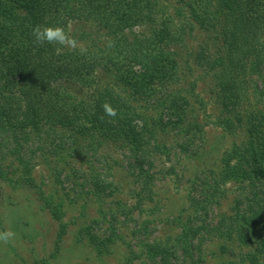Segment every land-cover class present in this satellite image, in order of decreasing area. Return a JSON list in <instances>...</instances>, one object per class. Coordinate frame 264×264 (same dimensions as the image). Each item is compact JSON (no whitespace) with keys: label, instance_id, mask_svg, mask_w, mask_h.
<instances>
[{"label":"rangeland","instance_id":"1","mask_svg":"<svg viewBox=\"0 0 264 264\" xmlns=\"http://www.w3.org/2000/svg\"><path fill=\"white\" fill-rule=\"evenodd\" d=\"M155 1L158 11L172 16L185 33L177 50L181 77L162 89L178 99L183 125H167L169 117L155 101L132 99V108L146 117V125L134 120L143 130L147 160L141 166L134 164L140 156L122 143L75 137L61 129L31 133L18 143L4 141L0 165L12 182L0 178V233L14 237L0 241V264H162L160 254H150L149 248L167 250L172 263L179 264L183 259L175 238L183 227L191 230L196 264H247L242 256L254 247L239 246L229 222L236 202L251 196L254 180L221 183L219 176L227 152L249 148L243 123L232 120L234 129L224 128L231 113L223 109L208 69L212 59L224 56V47L190 19L185 0ZM98 80L124 95L109 76ZM246 84L242 109L264 121V69ZM159 119L162 126L155 124ZM188 123L197 128L185 133ZM15 148L29 163L32 185L16 183ZM143 173L150 175L149 182ZM51 209L60 210L59 221Z\"/></svg>","mask_w":264,"mask_h":264},{"label":"trees","instance_id":"2","mask_svg":"<svg viewBox=\"0 0 264 264\" xmlns=\"http://www.w3.org/2000/svg\"><path fill=\"white\" fill-rule=\"evenodd\" d=\"M157 6L155 0H0V153L4 141L18 143L31 133L61 129L75 137L122 143L140 156L134 164H144L143 130L139 132L134 120L146 125V117L132 108L131 100L155 101L171 128L185 119L178 99L162 94L181 77L177 50L185 33ZM184 7L224 47V56L212 59L208 69L223 109L231 113L224 128L234 129L232 120L243 123L249 148L243 152L233 147L224 155L220 182L254 180L251 196L245 203L236 202L229 230L239 246L254 247L242 256L243 262L264 264V121L242 109L247 79L264 69V0H185ZM176 13L182 16L179 9ZM36 25L64 27L79 47L58 51V45L36 44ZM104 75L122 86L123 96L98 84ZM105 103L116 110L115 117L105 115ZM161 120L155 124L162 126ZM185 126V133L197 128ZM11 156L19 168L16 183L32 185L29 163L16 148ZM2 169L0 165V178L12 182ZM140 171L146 172L142 167ZM143 174L149 182L150 175ZM51 216L59 221L60 210L51 209ZM192 242L191 230L183 227L175 238L183 259L179 264H196ZM148 251L160 254L162 264H178L165 249Z\"/></svg>","mask_w":264,"mask_h":264},{"label":"clouds","instance_id":"3","mask_svg":"<svg viewBox=\"0 0 264 264\" xmlns=\"http://www.w3.org/2000/svg\"><path fill=\"white\" fill-rule=\"evenodd\" d=\"M32 36L34 42L38 45H58L60 46L58 51L64 48L70 51L76 50L79 47V41L68 32L62 26H41L36 25L32 29ZM105 115L109 117H115L117 112L109 104L105 103L103 106ZM14 237V233L4 232L0 233V241L7 243L10 239Z\"/></svg>","mask_w":264,"mask_h":264}]
</instances>
